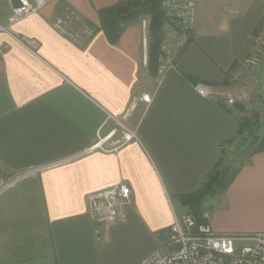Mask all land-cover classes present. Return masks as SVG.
<instances>
[{"label": "crops", "instance_id": "crops-1", "mask_svg": "<svg viewBox=\"0 0 264 264\" xmlns=\"http://www.w3.org/2000/svg\"><path fill=\"white\" fill-rule=\"evenodd\" d=\"M61 1L97 28L86 43L54 26ZM118 1L48 0L0 32V176L35 170L51 264H142L174 214L187 212L178 196L197 191L242 145L244 113L200 96L195 84H233L254 49L257 0H197L192 37L161 82L149 72L144 20L130 22L117 43L104 31L99 11ZM16 5L0 0V22ZM104 123V132L119 136L123 123L138 139L116 151L94 148ZM121 182L132 190L126 220L98 240L87 196ZM208 199L215 231H264V151ZM7 245L0 238V264H23L21 245Z\"/></svg>", "mask_w": 264, "mask_h": 264}, {"label": "built area", "instance_id": "built-area-1", "mask_svg": "<svg viewBox=\"0 0 264 264\" xmlns=\"http://www.w3.org/2000/svg\"><path fill=\"white\" fill-rule=\"evenodd\" d=\"M197 0H163L162 8L169 19L172 35L163 41L161 64L156 78L159 82L167 72L176 66V62L191 39L196 20ZM48 0H18L12 7L7 24L0 22V32L10 31L11 26L24 17L41 11ZM66 3V2H65ZM144 27L147 23L143 21ZM54 26L63 34L79 44H84L96 32L79 13L67 3L58 7ZM28 44L31 40H25ZM221 90L212 85L198 82L195 89L200 96L221 101L228 107L237 103H246L250 94L243 86ZM149 102L151 97L144 96ZM121 132L112 128L104 132L105 123L99 128L94 148L104 151H116L123 144L138 139L136 130L119 123ZM35 172L27 170L26 172ZM20 174V173H19ZM132 204V190L128 183L121 182L109 188L90 192L87 196V208L94 223L98 240L112 225L126 220V207ZM206 223L198 224L189 212L174 214L159 249L154 251L142 264H264V231L253 233H220L213 229L209 215Z\"/></svg>", "mask_w": 264, "mask_h": 264}, {"label": "rangeland", "instance_id": "rangeland-1", "mask_svg": "<svg viewBox=\"0 0 264 264\" xmlns=\"http://www.w3.org/2000/svg\"><path fill=\"white\" fill-rule=\"evenodd\" d=\"M252 11L255 17H261V14L264 16V0H257ZM140 18L147 23V45H149L150 16L142 15ZM169 25L171 24L167 23L164 27V40L172 35ZM162 55L158 67L161 64ZM232 80H234L233 88L238 89L244 86L250 94L249 100L245 104L241 103L245 108L243 113L251 118H255V113H258L259 120L264 122V25L254 36V49L248 60L236 70ZM262 132H264V127L259 134ZM232 153H235V150ZM232 153L229 161L234 156ZM34 178H36L34 171L0 176V238L7 241L8 249L16 248L15 243H17V248L19 244L21 245L23 257H26L23 264H45L46 262L51 264V249L47 240L40 193L36 187L31 186L32 182L36 183ZM221 192L223 191H219L214 196ZM35 194H37V200ZM208 198L204 201L207 207L206 213L211 210L207 205ZM44 253H47L49 257L43 256Z\"/></svg>", "mask_w": 264, "mask_h": 264}, {"label": "trees", "instance_id": "trees-1", "mask_svg": "<svg viewBox=\"0 0 264 264\" xmlns=\"http://www.w3.org/2000/svg\"><path fill=\"white\" fill-rule=\"evenodd\" d=\"M162 1L120 0L115 5L99 11L102 27L113 43L119 41L121 34L130 22L140 18L142 15L150 16L151 39L148 45V68L152 76L157 75L159 59L162 55L161 46L165 35L164 27L170 22L162 9ZM64 4L66 3L61 1L58 7ZM263 25L264 16L257 22L253 31L254 36L259 33ZM93 27L97 30L95 26ZM224 83L227 84L228 82L225 81ZM235 108L242 113L245 110L244 105L241 103H237ZM227 110L231 112L230 109ZM238 121L239 135L243 136V141L242 145L235 151L232 160L226 165H223L220 161L197 191L178 196V199L187 208V212L195 217L198 224L207 222L205 217L207 212V207L204 205L205 199L209 196L213 197L219 191L226 190L242 166L250 162L256 153L264 151V132L259 134V131L264 127V122L259 120L258 113H255V118L244 114L243 117L238 118Z\"/></svg>", "mask_w": 264, "mask_h": 264}]
</instances>
